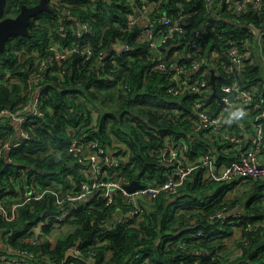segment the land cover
<instances>
[{"label": "trees", "instance_id": "obj_1", "mask_svg": "<svg viewBox=\"0 0 264 264\" xmlns=\"http://www.w3.org/2000/svg\"><path fill=\"white\" fill-rule=\"evenodd\" d=\"M63 1L69 3L66 7L71 9V16H64L58 6L50 5L51 10L39 12L32 18L29 35H13L6 43V50L0 53L2 110L26 102L37 83L28 81L36 67L34 55H50L49 45L53 39L64 48H78L61 63L54 60L44 72L40 80L44 115L35 117L31 139L10 153L14 160L28 167L30 179L45 187H53L58 180L62 182L63 194L79 190L84 166L69 152L73 127L89 134L85 140L98 139L107 147L126 145L132 158L125 174L131 179L145 178V182L156 176L157 180L164 179L162 172L166 168L156 162L152 153L168 139L187 140L193 155L212 151L227 163L234 158L231 143L221 135L209 129L198 133L192 130L186 114L192 111L198 96L170 94L167 87L172 70L153 69V55L148 45L137 41L142 24L128 28V13L136 12L142 0L133 3L130 0ZM39 2L8 0L6 15L15 16L24 4L31 6ZM149 7L153 18L163 13L172 17L186 16L189 31L179 39L184 44L191 41L194 30L202 27L208 15L204 0H149ZM220 13L222 18L206 29L201 53L209 59L212 51L218 50L221 60L227 61L225 51L230 40H236L241 48L249 42L243 83L249 88L256 87L255 101H263L264 3L260 8L244 10L227 3ZM84 23H90L92 28L77 34ZM249 25L260 28V34ZM116 42L128 43L132 49L118 52L114 47ZM88 44L93 48L91 57L84 51ZM172 44L170 46H174ZM174 50L176 46L172 47V52ZM213 69L221 96V86L227 77L223 71ZM206 77L210 79L211 72ZM120 82L127 83L129 88L121 87ZM205 101L214 114L228 112L214 92ZM245 127L253 131L250 122L243 125L239 120L230 129L241 131ZM15 134L16 128L11 122L1 125L0 146ZM17 168L5 154L0 157V196L4 197L10 211L12 204L19 200L11 176ZM202 174L200 169L194 171L177 196L148 202L145 218L134 224H113L120 209L128 207L118 191L110 204L101 196H92L88 202H80L73 219L61 223L65 229L67 226L73 229L56 243L49 238L55 228L50 224L43 226V237L38 243L29 241L30 230L59 209L53 194L42 201L21 205L13 220L0 215V240H4L0 243V255L9 260L10 255H14L10 252L12 249L31 250L35 256L26 258V264H264V179L252 180L242 193L235 187L239 180L205 184ZM229 189L234 191L227 197ZM225 202L231 208L237 204L244 208V221L237 229L227 224L219 229V220L210 222L208 219ZM259 220H263L262 224ZM248 222L254 225L250 231L244 228ZM199 230L204 236L193 237ZM237 231L238 241L229 251L228 242ZM70 247L82 252L79 257L66 259Z\"/></svg>", "mask_w": 264, "mask_h": 264}, {"label": "built area", "instance_id": "obj_2", "mask_svg": "<svg viewBox=\"0 0 264 264\" xmlns=\"http://www.w3.org/2000/svg\"><path fill=\"white\" fill-rule=\"evenodd\" d=\"M130 1L133 3L134 0ZM227 3L238 10H244L247 7L257 9L262 6L264 0H204V8L208 15L202 27H197L194 30L195 35L191 41H188V44L179 40L189 31L190 22L186 16L172 17L163 13L157 18H153L150 16L149 0H142V4L136 12L128 13V28L131 29L138 23L142 24L143 30L138 35L137 41L148 45L153 55V69L165 71L170 68L172 70L167 87L170 94L183 96L192 93L198 96L193 102L192 111L186 114V119H189L194 132L198 133L209 129L213 134L221 135L229 141L230 149L234 154V158L230 162L221 161L219 155L212 151L193 155L191 144L187 140L168 139L159 147L154 148L152 153L156 162L166 168L162 172L164 179L157 180V176L148 182L144 181L145 178L139 179L143 186L130 190L129 184L134 179L125 174V168L132 158L131 150L126 145L123 148L107 147L102 145L98 139L85 140L84 138L89 137V134L73 127L70 129L73 140L69 152L74 156L76 162L84 166L79 190L63 194L60 191L62 182L58 180L54 181L53 187H45L30 179L28 167L14 160L10 153L31 139V130L35 128V117L44 115V100L40 88V80H42L44 72L54 60L61 63L74 50L78 49L75 46L64 48L57 40L53 39L49 45L50 55H34L36 67L31 72L29 71L28 81L37 83L26 102L17 107L0 110V126L11 122L16 128V134L1 144L0 157L5 154L11 164L18 166L11 176L15 183V192L19 195V200L12 204L11 211L5 205L4 197L0 196V215L7 220H13L19 206L32 201H42L49 194H53L54 202L59 209L46 215L30 230L29 241L36 244L43 237V226L50 224L59 229L61 223L75 217L80 202H88L90 197L95 195L101 196L107 204L113 202L114 194L117 191L124 197L128 207L120 209V213L117 214L113 222L119 226L134 224L144 219L148 202H153L160 197L173 198L177 196L191 174L199 169L203 172L202 181L205 184L211 182L231 183L235 180H239L238 183H241L244 180L251 182L264 179V100L255 101L257 88H249L243 83V76L247 69L246 60L250 54L249 42H246L241 48L236 40H230L225 51L228 57L227 61L221 60L217 53L218 50L212 51V57L209 59L203 57L201 53L207 27L212 26L216 19L222 18L220 12ZM49 4L58 6L64 16H71V9L66 7L69 5L68 2L49 0ZM82 26L76 31L79 35L83 30L87 31L92 28L90 23H84ZM249 26L251 27V25ZM170 44L176 46V50L173 52L172 47L174 46H170ZM114 47L118 52L132 49L131 45L124 42H116ZM84 51L88 57L93 55V48L90 44L85 45ZM213 68L223 71L227 77V81L221 86L220 100L227 107L228 112L224 110L214 114L205 101L208 99V95L214 92L211 77L210 79L206 77L208 72H211L212 75ZM111 78L116 80L114 75H111ZM7 80L4 81L7 82ZM120 85L125 89L129 88L127 83L120 82ZM175 111L180 112L179 109H175ZM237 120L243 125L245 122H250L253 130L251 141L248 137L250 133L246 127L241 131L230 129ZM241 178L243 180H240ZM233 191V189H229L226 196H231ZM228 204L225 202L221 209L208 218L210 222L219 220L220 225H217L219 229L226 224L237 229L244 221L243 214H231L232 208ZM258 222L262 224L263 220ZM253 227L251 222H248L247 226L244 225L246 231L252 230ZM222 235L223 233L219 231V236ZM203 236L202 230L193 234V237ZM3 241L0 240V243ZM244 243L247 244L248 241L245 240ZM69 249L74 250L78 255L82 253L74 247ZM10 252L14 255H10L9 260L7 256L0 255V264H26V258L35 256V253L28 249L18 248L12 249Z\"/></svg>", "mask_w": 264, "mask_h": 264}, {"label": "water", "instance_id": "obj_3", "mask_svg": "<svg viewBox=\"0 0 264 264\" xmlns=\"http://www.w3.org/2000/svg\"><path fill=\"white\" fill-rule=\"evenodd\" d=\"M109 2L111 0H108ZM8 0H0V53L6 50V43L10 37L13 35H29V24L33 17H35L39 12L44 10H51V6L48 0H40L39 3L34 5L24 4L20 11L15 16L6 15V6ZM255 30L256 34H260V28L255 25H251ZM216 73L212 70L211 75V84L213 85L214 95H217L220 99V96L215 85ZM143 184L139 179H134L131 184H129L130 190H135L138 187H142ZM70 256L79 257V255L74 251L69 249L66 252V259Z\"/></svg>", "mask_w": 264, "mask_h": 264}, {"label": "crops", "instance_id": "obj_4", "mask_svg": "<svg viewBox=\"0 0 264 264\" xmlns=\"http://www.w3.org/2000/svg\"><path fill=\"white\" fill-rule=\"evenodd\" d=\"M213 51H216V50H213ZM251 55H252V52H251ZM96 118V117H95ZM245 130V129H244ZM249 133H250V135H248V137H249V140L251 141L252 140V137H253V135H252V132H250L249 131ZM263 162H264V158H263ZM247 182H248V185L250 186V183H249V181H246V180H244V181H242L241 183H237V189H239V190H241V192L243 193V191H244V189H245V185L247 184ZM242 205V204H241ZM240 204H237V205H235V206H233L232 207V209H231V214H242V213H244V208L241 206ZM62 228H59V229H56L57 231H60ZM72 229H73V227H72ZM72 229H70V231H72ZM63 231H65V229L63 230ZM69 231V232H70ZM238 234V231L233 235V238L228 242V243H230V244H228V246L230 247V249H229V251H232L233 249H232V245L234 246V243L236 242V241H238L237 239L239 238V236L237 235ZM67 234H64V236H66ZM57 241V240H56ZM51 242L52 243H54L53 242V240H51ZM4 248V247H3Z\"/></svg>", "mask_w": 264, "mask_h": 264}, {"label": "rangeland", "instance_id": "obj_5", "mask_svg": "<svg viewBox=\"0 0 264 264\" xmlns=\"http://www.w3.org/2000/svg\"><path fill=\"white\" fill-rule=\"evenodd\" d=\"M248 184V182H247ZM246 184V185H247ZM245 185V186H246ZM63 225L61 224L58 228H61ZM65 229V227L63 226L62 229L60 231L56 230V227L52 230V233L50 234V240H53L54 243H56V240H58L59 238L64 237V234H68L70 229H72V227L67 226L65 231H63Z\"/></svg>", "mask_w": 264, "mask_h": 264}]
</instances>
